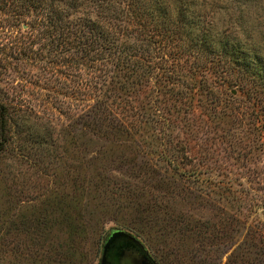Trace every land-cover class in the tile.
Segmentation results:
<instances>
[{"label":"rangeland","instance_id":"obj_1","mask_svg":"<svg viewBox=\"0 0 264 264\" xmlns=\"http://www.w3.org/2000/svg\"><path fill=\"white\" fill-rule=\"evenodd\" d=\"M244 1L264 59V0ZM22 6L0 0V95L13 108L0 145V264H102L117 233L156 264H264L262 88L233 73L239 86L180 103L153 82L136 133L73 131V69L41 27L18 20ZM70 206L82 215L68 235Z\"/></svg>","mask_w":264,"mask_h":264},{"label":"trees","instance_id":"obj_2","mask_svg":"<svg viewBox=\"0 0 264 264\" xmlns=\"http://www.w3.org/2000/svg\"><path fill=\"white\" fill-rule=\"evenodd\" d=\"M247 5L244 0H23L18 20L31 32L41 27L73 69V131L118 137L137 132L133 121L144 110L141 97L148 99L144 87L153 82L180 103H188L192 93L213 92L220 83L239 86L238 78L228 80L233 73L243 87L256 85L264 94V59L251 46L253 29L242 11ZM11 109L0 95L2 146L12 135ZM70 209L63 217L68 235L70 217L73 224L82 215L77 206ZM78 230L75 224L73 233ZM64 248L54 254L68 258Z\"/></svg>","mask_w":264,"mask_h":264},{"label":"flooded vegetation","instance_id":"obj_3","mask_svg":"<svg viewBox=\"0 0 264 264\" xmlns=\"http://www.w3.org/2000/svg\"><path fill=\"white\" fill-rule=\"evenodd\" d=\"M102 264H156V261L140 243L118 239L104 247Z\"/></svg>","mask_w":264,"mask_h":264},{"label":"water","instance_id":"obj_4","mask_svg":"<svg viewBox=\"0 0 264 264\" xmlns=\"http://www.w3.org/2000/svg\"><path fill=\"white\" fill-rule=\"evenodd\" d=\"M118 239H128V240H133V241H135V242H138L136 239H134L133 237H130V236H128V234H126V233H117V234H114L110 239H109V241H108V243L109 242H111V241H117ZM108 243H107V245H108ZM139 243V242H138ZM106 245V246H107Z\"/></svg>","mask_w":264,"mask_h":264}]
</instances>
